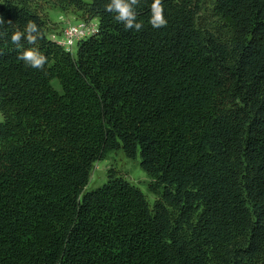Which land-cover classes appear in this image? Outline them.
Instances as JSON below:
<instances>
[{"label": "trees", "instance_id": "trees-1", "mask_svg": "<svg viewBox=\"0 0 264 264\" xmlns=\"http://www.w3.org/2000/svg\"><path fill=\"white\" fill-rule=\"evenodd\" d=\"M109 2L0 0V264H264V0H162L159 29L140 0V31ZM52 9L98 30L67 50ZM116 150L153 201L116 167L87 189Z\"/></svg>", "mask_w": 264, "mask_h": 264}, {"label": "clouds", "instance_id": "clouds-1", "mask_svg": "<svg viewBox=\"0 0 264 264\" xmlns=\"http://www.w3.org/2000/svg\"><path fill=\"white\" fill-rule=\"evenodd\" d=\"M140 3V0H110L105 5V11L109 13H115L116 21L122 23L125 30L140 31L143 27V23L137 19L136 6ZM0 23L3 20L0 19ZM167 19L164 15V5L162 0H153L150 5V19L149 24L154 29H159L167 26ZM43 38V33L39 29L38 25L29 20L23 31L17 29L11 35V42L21 47V40L26 39L29 45H35L39 39ZM18 59L25 62L26 65L34 69H43L47 62V57L42 54L37 48H27L18 55Z\"/></svg>", "mask_w": 264, "mask_h": 264}, {"label": "rangeland", "instance_id": "rangeland-1", "mask_svg": "<svg viewBox=\"0 0 264 264\" xmlns=\"http://www.w3.org/2000/svg\"><path fill=\"white\" fill-rule=\"evenodd\" d=\"M50 15L53 20L59 22L61 27L59 28V32H61L62 27L64 26L63 20H61L62 16L76 18L75 14L72 11H61L58 9L50 10ZM92 23H95L98 26V20L93 19ZM77 49V45H75L73 52ZM54 84L57 88L61 89L59 81L55 79ZM2 113L0 111V120L2 119ZM141 162V154H138L137 159L127 157L121 150H116L109 153L108 157L104 160H99L95 163L93 171L91 173L90 182L87 186V189H94L100 185H102L107 180V174L110 167H116L124 173L127 178H129L132 182L139 184L149 195L150 200H154V195L148 192L147 183L149 181V177L147 173L140 166Z\"/></svg>", "mask_w": 264, "mask_h": 264}, {"label": "built area", "instance_id": "built-area-1", "mask_svg": "<svg viewBox=\"0 0 264 264\" xmlns=\"http://www.w3.org/2000/svg\"><path fill=\"white\" fill-rule=\"evenodd\" d=\"M61 20L64 22L62 31L60 33H52L51 38L67 50L73 51L80 40L93 35L98 30V26L92 21L65 18L64 16H62Z\"/></svg>", "mask_w": 264, "mask_h": 264}]
</instances>
